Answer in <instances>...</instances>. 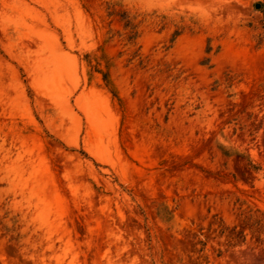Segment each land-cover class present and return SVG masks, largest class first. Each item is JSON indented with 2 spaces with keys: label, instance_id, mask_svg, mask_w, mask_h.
I'll list each match as a JSON object with an SVG mask.
<instances>
[{
  "label": "rangeland",
  "instance_id": "rangeland-1",
  "mask_svg": "<svg viewBox=\"0 0 264 264\" xmlns=\"http://www.w3.org/2000/svg\"><path fill=\"white\" fill-rule=\"evenodd\" d=\"M0 264H264V0H0Z\"/></svg>",
  "mask_w": 264,
  "mask_h": 264
},
{
  "label": "water",
  "instance_id": "water-1",
  "mask_svg": "<svg viewBox=\"0 0 264 264\" xmlns=\"http://www.w3.org/2000/svg\"><path fill=\"white\" fill-rule=\"evenodd\" d=\"M261 6H262L261 3H257V4H256V7H257V8H260Z\"/></svg>",
  "mask_w": 264,
  "mask_h": 264
},
{
  "label": "trees",
  "instance_id": "trees-1",
  "mask_svg": "<svg viewBox=\"0 0 264 264\" xmlns=\"http://www.w3.org/2000/svg\"><path fill=\"white\" fill-rule=\"evenodd\" d=\"M106 77H107V75H106Z\"/></svg>",
  "mask_w": 264,
  "mask_h": 264
}]
</instances>
